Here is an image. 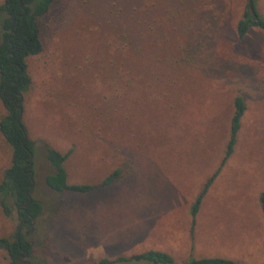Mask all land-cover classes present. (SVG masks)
Here are the masks:
<instances>
[{
	"label": "rangeland",
	"instance_id": "obj_1",
	"mask_svg": "<svg viewBox=\"0 0 264 264\" xmlns=\"http://www.w3.org/2000/svg\"><path fill=\"white\" fill-rule=\"evenodd\" d=\"M3 0H0V3ZM264 20V0H254ZM245 0H53L25 59L21 123L32 147L30 198L40 214L18 230L12 197L0 239L29 244V264H92L163 252L173 264L222 258L264 264V32L242 40ZM244 112L218 168L233 101ZM5 110L0 102V118ZM46 148L67 156L56 193ZM11 150L0 136V182ZM115 170L110 185L101 182ZM9 257L0 250V264Z\"/></svg>",
	"mask_w": 264,
	"mask_h": 264
},
{
	"label": "trees",
	"instance_id": "obj_2",
	"mask_svg": "<svg viewBox=\"0 0 264 264\" xmlns=\"http://www.w3.org/2000/svg\"><path fill=\"white\" fill-rule=\"evenodd\" d=\"M53 0H3L0 3V102L5 115L0 118V136L11 150L10 165L4 171L0 182V206L5 216L9 208L5 203L7 197H12L16 207L18 227L27 226L32 219L40 214V205L31 199L29 194L32 187L31 164L32 147L26 139L25 128L18 119L21 109L22 93L25 92L30 80L26 74L25 59L38 55L42 50L39 36L38 20L47 14ZM264 32V20L258 14L255 1L245 0L244 10L235 28L236 37L242 40L251 29ZM244 112V103L240 97L233 101V113L229 121V135L223 156L218 168L205 180L202 188L194 199L190 208V231H192L195 215L200 201L217 176L220 168L229 158L235 144L239 130L240 119ZM46 159L53 167V174L44 178L45 185L56 193L71 191L87 193L94 186L67 185L66 176L62 167L71 151L60 154L53 149L46 148ZM119 174L115 170L107 176L100 186L110 185ZM260 210L264 220V193L258 198ZM18 248L28 253L29 244L18 235V242H9L0 239V250L9 257L8 264H20L15 255ZM92 264H173L170 256L163 252L146 251L130 257H117L115 259H100ZM182 264H236L231 260L222 258L190 259Z\"/></svg>",
	"mask_w": 264,
	"mask_h": 264
},
{
	"label": "flooded vegetation",
	"instance_id": "obj_3",
	"mask_svg": "<svg viewBox=\"0 0 264 264\" xmlns=\"http://www.w3.org/2000/svg\"><path fill=\"white\" fill-rule=\"evenodd\" d=\"M33 220V219H32ZM31 220V221H32ZM20 229V227H18V230ZM16 241L18 242V235H17V237H16ZM25 253H27V252H25L23 249H21V248H18V252L16 253V255H15V259H16V261H19V262H27V261H25L24 260V258L27 256H25L24 254ZM20 264H25V263H20Z\"/></svg>",
	"mask_w": 264,
	"mask_h": 264
},
{
	"label": "water",
	"instance_id": "obj_4",
	"mask_svg": "<svg viewBox=\"0 0 264 264\" xmlns=\"http://www.w3.org/2000/svg\"><path fill=\"white\" fill-rule=\"evenodd\" d=\"M22 100V98H20V101ZM21 118V109H19V114H18V119L17 120H20ZM30 158L32 157L31 154L29 156ZM27 168H31V164L27 165ZM30 177L32 178V174L30 175ZM33 185V184H32ZM31 223H33V220L31 221ZM25 256L27 255V253L24 254ZM18 263H25V264H29L28 262H19L17 261Z\"/></svg>",
	"mask_w": 264,
	"mask_h": 264
}]
</instances>
